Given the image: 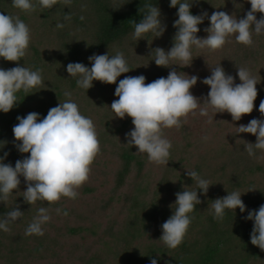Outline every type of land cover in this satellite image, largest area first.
I'll list each match as a JSON object with an SVG mask.
<instances>
[{
    "label": "trees",
    "instance_id": "obj_1",
    "mask_svg": "<svg viewBox=\"0 0 264 264\" xmlns=\"http://www.w3.org/2000/svg\"><path fill=\"white\" fill-rule=\"evenodd\" d=\"M181 2L191 3L193 15L208 14L198 25V38L207 36L204 29L210 26L208 17L214 11L240 19L251 10L250 0ZM32 3L35 10L25 12L13 7L12 0H0V13L19 16L31 36L26 55L18 62L0 57V68L40 70L43 80L27 93L17 92L18 101L10 111H0V157L14 167L17 160L30 155L16 146L20 142L12 129L17 117L37 112L43 119L51 107L68 99L65 91L72 93L81 114L93 120L101 150L90 165L89 179L76 189L75 199L61 197L52 204L38 200L30 205L24 200L27 184L20 176L18 188L6 202L0 201V221L16 207L23 212L9 222V231L0 229V264H151L152 259L157 264H244L263 257L264 251L251 243L254 221L246 217L264 204V150L256 149L255 156H249L245 145L257 138L237 133L236 127L253 118L264 120L259 112V103L264 100V33L253 32L251 46L236 42L234 35L215 51L192 46L190 65L182 67V61L174 60L163 67L155 64L154 49L170 50L178 31L173 26L178 5L170 7V0H70L67 5L65 0H57L51 8H42L38 0ZM147 4L159 7L165 30L158 37L149 32L134 40V22L143 18ZM255 16L260 19L264 13ZM58 22L64 27L57 28ZM117 51L124 54L130 71L121 74L116 83L94 80L85 90L77 86L78 77H71L66 70L70 62L90 68L89 56H113ZM219 64L237 84L238 67H246L256 78L258 95L250 114L233 121L228 112L215 113L209 108L208 115L201 116L198 108L195 115L182 117L180 128L163 129L172 144L167 164L149 162L146 153L127 144L126 133L134 128L132 119L115 117L110 109L118 99L115 88L120 79L144 75L150 83L166 78L173 69L186 78L195 75L199 79L190 91L199 98L200 107H205L210 86L202 81ZM188 170L212 184L206 195L186 175ZM185 188L197 190L201 203L189 213L192 221L182 243L170 249L160 240L161 226L173 214L175 194ZM233 191L242 193L245 211L226 209L223 220L215 219L212 200ZM40 207H46L51 217L42 226L44 235H25ZM57 208L61 209L59 214Z\"/></svg>",
    "mask_w": 264,
    "mask_h": 264
},
{
    "label": "clouds",
    "instance_id": "obj_2",
    "mask_svg": "<svg viewBox=\"0 0 264 264\" xmlns=\"http://www.w3.org/2000/svg\"><path fill=\"white\" fill-rule=\"evenodd\" d=\"M12 3L13 7L25 12H32L36 8L32 0H12ZM56 3L57 0H38L42 8H51ZM68 3L70 0H65V4ZM250 4L251 10L240 19L225 11H214L208 17L210 26L204 29L207 36L198 38V25L208 14L205 12L193 15L191 3L170 0V7L178 5V19L173 24L178 31L170 50L165 51L161 47L154 49L155 64L169 67L170 61L175 60L182 61V67L188 66V61L193 60L192 46L215 51L222 48L228 37L233 35L236 42L251 46L253 32L256 35L264 33V16L260 19L255 16L257 12L264 13V0H250ZM145 8L147 11L143 18L138 23L134 22V40L143 38L149 32L158 37L165 30L159 7L147 4ZM56 27L63 28L64 25L58 22ZM30 39V29L19 16L0 13V57L7 61H20L26 55ZM88 59L92 62L90 68L80 62H70L66 69L71 77H78L77 86L85 90L93 86L94 80L112 84L117 82L121 74L130 71L124 54L120 51L113 56L93 54ZM237 74L240 80L238 84L232 75L226 74L220 64L211 68V75L202 81L210 86L203 102L205 107H200L199 98L190 91L199 79L195 75H188L186 78L173 69L166 78L160 77L150 83L145 82L144 75L126 76L119 80L115 88L118 99L111 103L110 109L115 117H131L134 128L126 133L128 145H135L138 152L146 153L149 162L167 164L172 144L165 138L163 129L180 128L182 117L195 115L198 108L201 116H207L208 109L211 108L215 113L228 112L233 121H239L242 115L253 111L258 95V82L246 67H238ZM42 83L40 70H31L25 66L7 70L0 68V111L7 113L16 105L17 92L23 90L27 93ZM64 95L68 99L51 107L43 119H39L40 114L37 112L17 117L18 123L12 129L15 140L20 142L16 146L21 153L30 155L17 160L14 167L3 163L4 157H0V201L6 202L13 190L18 188L20 176L24 177L27 184L23 191L24 200L30 205L38 200L52 204L61 197L75 199L78 196L76 189L89 179L90 165L101 150L98 133L93 120L82 115L77 103L72 101V93L65 91ZM259 112L264 116V100L259 103ZM236 128L237 133H251L257 138L255 143L248 142L245 145L249 156H255L256 149L264 150V120L253 118L248 124H240ZM186 175L195 181L197 189L207 194L212 185L209 181L193 170H188ZM241 194L236 191L228 192V195L212 200L214 218L223 220L226 209L239 208L244 212L246 205ZM175 195L176 207L173 214L161 226L160 240L170 249H175L182 243L192 221L189 213L201 203L197 190L185 188ZM56 212L59 214L61 209L57 208ZM22 215L23 212L18 207L8 212L6 218L0 221V229L9 231V222ZM64 215H67L66 211ZM50 219L49 210L40 207L25 229V235H44L42 226ZM246 219L254 221L251 243L264 251V204L258 210L250 211ZM151 264H157V260L152 259Z\"/></svg>",
    "mask_w": 264,
    "mask_h": 264
},
{
    "label": "rangeland",
    "instance_id": "obj_3",
    "mask_svg": "<svg viewBox=\"0 0 264 264\" xmlns=\"http://www.w3.org/2000/svg\"><path fill=\"white\" fill-rule=\"evenodd\" d=\"M244 264H264V256L257 259H250Z\"/></svg>",
    "mask_w": 264,
    "mask_h": 264
}]
</instances>
